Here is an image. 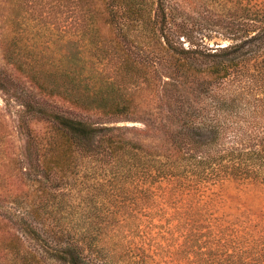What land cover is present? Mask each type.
I'll use <instances>...</instances> for the list:
<instances>
[{
    "label": "trees",
    "instance_id": "1",
    "mask_svg": "<svg viewBox=\"0 0 264 264\" xmlns=\"http://www.w3.org/2000/svg\"><path fill=\"white\" fill-rule=\"evenodd\" d=\"M72 2L82 27L78 70L46 72L19 58L17 45L7 62L40 93L102 116L126 118L138 91L158 101L161 88L175 117H151L162 135L147 142L128 127L24 103L49 123L35 155L44 178L59 175L68 189L58 213L81 196L73 183L88 190L85 170L105 183V226L72 229L64 215L41 229L24 222L35 247L16 237L0 245V264H264V225L217 213L208 192L226 181L264 188V0H234L228 22L195 25L186 0ZM86 48L95 64L112 66L110 78L101 73L90 84L100 71L86 69ZM44 206L57 213L54 203Z\"/></svg>",
    "mask_w": 264,
    "mask_h": 264
},
{
    "label": "rangeland",
    "instance_id": "2",
    "mask_svg": "<svg viewBox=\"0 0 264 264\" xmlns=\"http://www.w3.org/2000/svg\"><path fill=\"white\" fill-rule=\"evenodd\" d=\"M62 1L0 0V245L17 237L26 247H35V243L22 231L23 223L41 229L43 223L55 216L62 219L64 215L70 227L76 230L100 231L105 226L102 186L105 183L85 170L79 173L87 181L88 190L81 188L78 191L79 185L73 183V193L83 197L73 198L71 208L61 206L63 211L58 213L59 202L64 199L68 189L59 180V175L48 181L44 178L35 155V151H42L45 145L40 136L47 131L49 123L39 115L26 113L24 103L37 104L75 119L128 127L147 142L157 141L162 135V131L160 134L159 129H155L158 125L153 123L151 117L164 120L175 117L171 112L174 104L161 88L158 101L154 92L138 91L136 110L126 118L102 116L95 111L75 108L66 100L40 93L24 72L7 62V48L17 45L22 48L19 58L38 60L46 72L78 70L81 63L73 61L72 57L80 47L76 43L79 40L76 34L82 27H79L73 0L64 2V6ZM233 4L234 0H186L184 14L194 25L213 20L226 23L234 13ZM209 44L213 46V41ZM83 57L87 61L86 69L100 71L92 73L94 80L90 84L96 82L101 73V76H112V66L95 64L96 59L92 57L90 49L84 50ZM208 192L218 198L217 213H245L252 217L253 223L264 225L263 187L226 181L211 187ZM48 202L55 204V215L44 206ZM174 203L172 201L171 204Z\"/></svg>",
    "mask_w": 264,
    "mask_h": 264
}]
</instances>
